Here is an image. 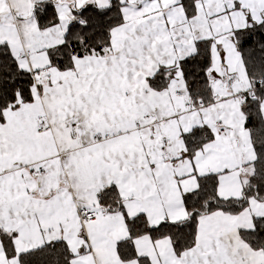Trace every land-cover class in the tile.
Returning <instances> with one entry per match:
<instances>
[{"label": "snow or ice", "instance_id": "obj_1", "mask_svg": "<svg viewBox=\"0 0 264 264\" xmlns=\"http://www.w3.org/2000/svg\"><path fill=\"white\" fill-rule=\"evenodd\" d=\"M0 264H264V0H0Z\"/></svg>", "mask_w": 264, "mask_h": 264}]
</instances>
